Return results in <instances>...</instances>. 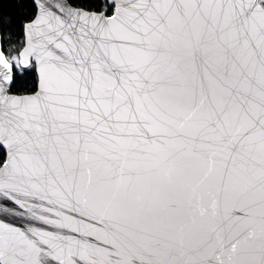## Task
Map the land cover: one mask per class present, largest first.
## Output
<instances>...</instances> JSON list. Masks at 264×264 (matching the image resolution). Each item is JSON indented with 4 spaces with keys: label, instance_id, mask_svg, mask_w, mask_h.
<instances>
[{
    "label": "snow or ice",
    "instance_id": "snow-or-ice-1",
    "mask_svg": "<svg viewBox=\"0 0 264 264\" xmlns=\"http://www.w3.org/2000/svg\"><path fill=\"white\" fill-rule=\"evenodd\" d=\"M0 264H264V0H0Z\"/></svg>",
    "mask_w": 264,
    "mask_h": 264
}]
</instances>
